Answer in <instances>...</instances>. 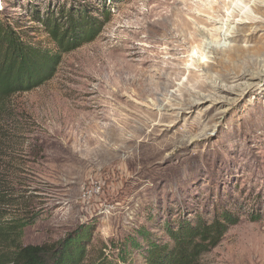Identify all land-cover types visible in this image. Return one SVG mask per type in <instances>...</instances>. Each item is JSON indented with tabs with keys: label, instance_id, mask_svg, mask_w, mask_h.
Segmentation results:
<instances>
[{
	"label": "rangeland",
	"instance_id": "obj_1",
	"mask_svg": "<svg viewBox=\"0 0 264 264\" xmlns=\"http://www.w3.org/2000/svg\"><path fill=\"white\" fill-rule=\"evenodd\" d=\"M253 3L264 6L0 0V19L9 15L50 52L58 50L35 11L43 18L86 5L96 24L105 21L94 39L59 51L48 81L0 112V212L36 216L22 245L54 244L92 223L84 261L116 258L138 229L164 242L167 222L234 205L239 222L201 264H264V21L252 22ZM222 25L238 27L226 48ZM130 260L143 264L135 251Z\"/></svg>",
	"mask_w": 264,
	"mask_h": 264
},
{
	"label": "trees",
	"instance_id": "obj_2",
	"mask_svg": "<svg viewBox=\"0 0 264 264\" xmlns=\"http://www.w3.org/2000/svg\"><path fill=\"white\" fill-rule=\"evenodd\" d=\"M88 8L95 9L81 5L75 13L71 10L65 13L60 8L57 15L46 10L43 18L34 12V18L44 26L57 52L31 44L24 33L17 32L12 18L3 15L0 19V112L12 96L35 89L54 75L60 63L59 51L67 52L82 40L97 36L105 21L96 24L95 20L100 19L89 16ZM107 13L101 17L107 19ZM4 199L0 194V211L4 208ZM233 208L217 206L210 218L200 216L190 220L183 216L169 221L163 226L168 237L164 242L153 240L146 230L138 229L135 238L130 237L120 245L116 258L100 252L91 262L84 260L94 232L92 223L76 227L54 244L22 245L24 228L34 224L36 216L6 218L0 212V264H133L132 251L142 257L143 264H201V257L212 251L230 227L239 222L240 214L236 206Z\"/></svg>",
	"mask_w": 264,
	"mask_h": 264
},
{
	"label": "bare ground",
	"instance_id": "obj_3",
	"mask_svg": "<svg viewBox=\"0 0 264 264\" xmlns=\"http://www.w3.org/2000/svg\"><path fill=\"white\" fill-rule=\"evenodd\" d=\"M245 1V0H244ZM251 11H252V13H253V15H254V17L252 18L253 20H252V22H255V23H261V21L263 22L264 21V6H259V5H257V4H254L253 3V5H252V8H251ZM237 12V11H236ZM241 14V13H240ZM244 15H247L246 13H243ZM233 16V15H232ZM237 15H235L234 17H236ZM257 19H259V20H257ZM233 23V22H232ZM238 25V24H237ZM226 26V25H225ZM264 26V25H263ZM220 29V31H221V34H219L220 35V37H219V40H220V42H221V45L219 46V44L217 45V46H219V47H223V48H226L227 46H228V44H227V41L229 40V38H232V35L234 36V34H236V32H237V30H238V27L235 25V26H232V27H230V26H228L227 28H225L223 25L221 26V28H219ZM234 38V37H233ZM208 47H210V49L211 48H213L212 46H211V44H209L208 45ZM229 47V46H228ZM209 49V48H208ZM205 56H199V58H204ZM198 58V59H199ZM197 59V60H198ZM121 64V63H120ZM122 64H123V62H122ZM193 65V64H192ZM191 65V66H192ZM132 77H134L133 78V80H132V82H135V75L134 76H132ZM119 90H117L116 91V95H118L119 94ZM111 121V120H110ZM112 124V123H111ZM113 125V124H112ZM115 126V125H114ZM116 127V126H115ZM115 127H113V126H108V133L109 134H111L110 135V138H112L113 140H115L116 138L117 139H120L119 137H118V133L117 132H115L116 130L114 129Z\"/></svg>",
	"mask_w": 264,
	"mask_h": 264
}]
</instances>
